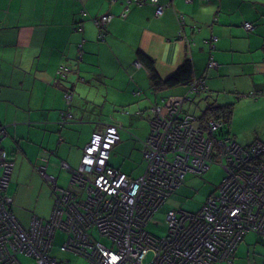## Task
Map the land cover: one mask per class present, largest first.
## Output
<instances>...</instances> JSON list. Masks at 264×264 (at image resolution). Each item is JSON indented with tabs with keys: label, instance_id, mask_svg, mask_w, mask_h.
Masks as SVG:
<instances>
[{
	"label": "crops",
	"instance_id": "1",
	"mask_svg": "<svg viewBox=\"0 0 264 264\" xmlns=\"http://www.w3.org/2000/svg\"><path fill=\"white\" fill-rule=\"evenodd\" d=\"M144 1L127 6V0H0V123L10 139L0 148L13 162L22 152L41 173L53 157L59 166L64 161L77 169L92 134L116 121L124 128L110 165L133 178L142 175L147 167L143 152H123L135 142L130 132L141 143L146 140L153 107L184 95L188 86L155 88L148 69L136 65L139 51L155 60L162 78L191 59L194 76L207 82L202 101L206 96L225 105V95L241 92L264 111V0H157L165 6L161 15L153 0ZM107 15L112 19L100 39L96 20ZM247 22L254 24L253 31L245 28ZM212 59L215 67L209 65ZM63 66L71 70L65 76ZM68 90L73 92L70 105ZM64 111L74 116L65 125L60 122ZM260 130L237 134L239 142L249 144L258 139L255 135L264 139V127ZM62 171L70 181L68 169ZM196 180L191 175L166 202L189 204L184 198L194 192ZM216 192L199 199L193 211Z\"/></svg>",
	"mask_w": 264,
	"mask_h": 264
},
{
	"label": "built area",
	"instance_id": "2",
	"mask_svg": "<svg viewBox=\"0 0 264 264\" xmlns=\"http://www.w3.org/2000/svg\"><path fill=\"white\" fill-rule=\"evenodd\" d=\"M161 12L160 7L158 14ZM111 19V15L103 16L96 24L99 27ZM244 26L254 29L251 22ZM99 37L103 39L104 33L100 32ZM209 65L215 67L217 63L212 59ZM68 69L63 66L60 72L65 74ZM207 89L205 77H200L191 83L190 92ZM66 98L69 103L72 95ZM182 104L181 98L171 97L163 106L153 107L151 132L142 141L147 167L137 178L110 165L111 151L124 128L116 121L100 126L92 134L77 169L62 161L61 168L70 172L66 187H59L57 178L47 177L42 170L55 187V203L49 220L34 215L28 227L12 211L14 199L7 189L14 162L0 148V264H23L19 254L38 264H73L52 255L59 230L66 234L61 250L85 257L88 264L231 262L245 232L264 235V162L260 167H246V149L229 138L214 142L194 116L182 111ZM71 116L66 114L64 120ZM221 126L210 120L207 127L214 133ZM7 135L6 126L0 123V142ZM215 149L226 159L223 168L228 173L218 194L210 196L196 212L169 210L165 236L149 233L146 226L151 218L184 183L186 174L209 169ZM263 149L258 144L252 147L260 155ZM242 166L250 170L246 177L233 173L232 168ZM94 229L109 243L97 240L91 233ZM151 251L153 259L145 263Z\"/></svg>",
	"mask_w": 264,
	"mask_h": 264
},
{
	"label": "rangeland",
	"instance_id": "3",
	"mask_svg": "<svg viewBox=\"0 0 264 264\" xmlns=\"http://www.w3.org/2000/svg\"><path fill=\"white\" fill-rule=\"evenodd\" d=\"M238 93L241 92H230L224 96V99H226V103H233L234 105V112L230 122L231 124L228 126V128L230 129V133L227 136H232V138H234L237 142H239V137L237 134H246V132L247 134H252V132L254 134L261 133V130L259 132L258 130L264 127V111L258 109L257 104L252 103L253 98L250 99L247 94L241 95ZM257 94L258 93H256V97L262 96ZM201 98L202 96L200 94L194 95V100L185 102V109H189L190 113L201 115L204 108L200 104ZM127 126L129 127L128 123ZM126 130L128 132L131 131L130 128ZM130 133L133 134L131 136L135 142H131L127 146V149H125L123 152H143L140 139H137V137L134 136L136 134L132 131ZM247 137L251 136L247 135ZM255 137L261 139L257 135H255ZM8 140L10 139L5 138L0 143V145L6 146L9 142ZM28 153L34 156L39 152ZM48 157L53 156L48 154ZM13 159L15 165L12 171L8 193L13 196V210L16 216L25 226L29 225L31 218L34 215H37L44 220H49L51 218L56 198L53 189V183H51L50 180L41 173L38 167H35L33 169L29 165L25 155L22 152H17ZM46 160L50 161L48 164L46 175L57 178V183H59V185L62 187H66L69 183L68 173L62 171L61 166L57 164V161L54 160V157L53 159L49 160L48 158ZM225 174L226 173L224 168L218 163H211L210 169L203 175L188 173V175L186 176V181L191 175L197 179L193 186L194 192L187 195V199L184 198L185 201L190 200V203L186 204V202L184 201L185 204L183 206L180 205L182 203L178 204L180 206H175L174 203L176 202H166L148 222L146 226L147 231L157 237L165 236L168 231V223L166 217V213L168 212V210L176 209L196 212V210L193 211V209L197 207L199 199L206 197L207 193L214 191L216 187L221 184ZM85 196L86 193H82V197L84 198ZM91 233L97 240L109 243V241L105 237L101 236L97 232V229L92 230ZM247 237L248 239L245 240L244 244L240 247V251L234 261V264H264V237L256 235L255 233H249L247 234ZM260 238L261 240H263L258 241L257 239ZM65 239L66 234L59 230L54 241L52 255L57 256L59 259L70 260L73 264H88L85 257L61 250V246ZM153 256V251L149 252L144 259V262H150L153 259ZM18 257L23 264H38L35 259L24 254H19ZM219 264L228 263L224 262Z\"/></svg>",
	"mask_w": 264,
	"mask_h": 264
},
{
	"label": "trees",
	"instance_id": "4",
	"mask_svg": "<svg viewBox=\"0 0 264 264\" xmlns=\"http://www.w3.org/2000/svg\"><path fill=\"white\" fill-rule=\"evenodd\" d=\"M129 1L130 0H127V6H129L132 3H136L137 5H141L142 6L144 4V2H145L144 0H132L131 2H129ZM153 2H154V4L157 7V11H156L157 14H158V9L160 7L162 8V12L160 13V15H161L163 13V11H164V7L165 6L158 4L157 3V0H153ZM187 2H189V1H187ZM127 10H128V8L126 9V11ZM181 15L182 14L178 15V17L180 19H181ZM100 19H98V20H100ZM253 26H254V24H253ZM98 28H99V31L100 32H103L104 33V31H105V29H104L105 28V25H100ZM254 29H255V26H254ZM253 30H251V31H253ZM138 62H140L143 66H145L148 69V71L150 73V77H151L152 83L155 86V88L161 87V86H164V87H177L179 85H186V86H188V90H187V92L184 95H182V96H171V97L181 98L183 100L182 111L184 113H186V114H190V115L194 116L195 117V120H196V123L205 130V132L207 133L206 135H208L214 142H216V141L218 142L219 140H223L225 138H229L232 141L236 142L238 145H240L243 149H246L248 151V156H247V160L248 161L246 162V165H245L246 167H249V168L252 169V166H255V165H257L259 167L261 166V164L264 162V149L261 151V153L262 152L263 153L260 155L256 151L254 152L252 150V147L255 146V145H257V144L258 145H262L264 147V140L257 139V140H253L249 144H243V143L237 142L234 138H232V136H227L230 133V129L228 128V126L231 124L230 122H231V118H232V115H233V112H234V105H233V103H226L224 105V104H217V103L211 102V101L208 102L207 101L208 98H206V96H203V101L201 100V103H200L201 106L204 107L203 110H202V114L201 115H196V114L190 113L189 110L185 109V107H184L185 106V102L186 101H190V100H194V95H198V94H208V89L206 90V92H204V91L190 92L191 83L196 79V77L194 76V65H193V62H192L191 59L186 58L185 61L177 68V70L174 73H172L167 78H162L161 76H159V74H158V72L156 71V68H155V60L152 57H150L149 55H147L146 53H144L142 51H139L138 52ZM67 68H69V67H67ZM70 71L71 70L69 68L68 71H66L65 74H62V73L61 74L65 76ZM67 94H71L72 95V98H73V92L70 91V90L66 91L65 92L66 102H67V98H66V95ZM171 97L167 98L165 100V103ZM71 101H72V99H71ZM205 101H207V102H205ZM69 103L67 102L68 105L71 104V103L70 104ZM161 106H163V104ZM65 112L66 111H64L62 113V119L60 121L63 125H65L68 121L70 122L73 119V117H74V116H71V118L64 120V118L66 117V114H68V113H65ZM152 113H153V109H152ZM71 115H72V113H71ZM152 118H151V121H152ZM210 120H214V121L220 122L222 124V126L219 128L218 131H215L214 133H210L209 132V129H208L207 126H208V122ZM151 121H150V123H151ZM53 153H55V152H53ZM212 158H213L212 160H214L213 163H218L222 167L225 166V164L227 163L226 162V159L223 156L220 155V152L217 149H215L212 152ZM245 166H242L240 168L239 167L238 168L237 167L232 168L233 173L234 174H241L244 177H246V175L249 174V171L250 170L246 169ZM210 167H211V164H210ZM210 167H209V169H210ZM224 170H225V168H224ZM207 171H205V172H207ZM205 172H203L201 174L203 175ZM225 173L226 174H225V176H224L221 184L218 187H216L217 192L215 194L214 193L211 194L210 196H214V195H217L218 194L219 189L225 183V179L227 178L228 173H227L226 170H225ZM192 174H194V173H192ZM187 175L188 174H186V176ZM197 175H199V174H197ZM186 176H185V181H184V183L182 185H184L185 182H186ZM131 178H133V177H131ZM12 211H13V207H12ZM249 233H255L256 235H259V236H263L264 237V235L259 234L256 231H247V232H245L243 234L242 239L239 241V243H238V245H237V247H236V249L234 251L233 256H231L232 257L231 262H227L226 261V263H228V264H234V260H235L236 254L238 252V249L240 248V246L242 245V243H244V241L246 239V236ZM219 263H224V262H218L216 264H219Z\"/></svg>",
	"mask_w": 264,
	"mask_h": 264
}]
</instances>
